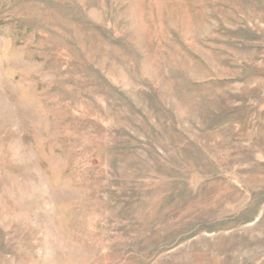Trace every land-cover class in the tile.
<instances>
[{
	"label": "rangeland",
	"instance_id": "1",
	"mask_svg": "<svg viewBox=\"0 0 264 264\" xmlns=\"http://www.w3.org/2000/svg\"><path fill=\"white\" fill-rule=\"evenodd\" d=\"M0 264H264V0H0Z\"/></svg>",
	"mask_w": 264,
	"mask_h": 264
}]
</instances>
